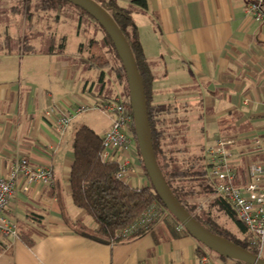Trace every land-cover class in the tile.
<instances>
[{
    "label": "crops",
    "instance_id": "1",
    "mask_svg": "<svg viewBox=\"0 0 264 264\" xmlns=\"http://www.w3.org/2000/svg\"><path fill=\"white\" fill-rule=\"evenodd\" d=\"M113 1L128 8L135 0ZM145 2L144 11L132 7V19L153 74L151 105L181 119L176 125L189 115L197 120L202 133L198 154H205L216 138L233 139L230 163L243 179L249 164L264 165V150L252 148L254 138L264 148V22L246 16L248 0ZM20 29L14 46L18 28L6 26L0 33V177L25 158L32 166L50 167L54 185L34 184L23 193L24 183H18L9 213L18 237L9 243L0 240V264H197L201 256L210 259L204 251L198 256L197 243L166 216L143 236L118 244L78 234L77 223L94 230L72 205L68 186L73 138L68 129L79 115L58 136L43 114L51 106L64 114L79 103L94 105L105 95V77L99 83V73L84 64L81 44L68 53L66 41L62 55L31 54L32 49L50 50V45L43 49L45 33ZM61 38L67 40L64 32ZM107 117L81 125L104 136L111 125ZM130 156L126 182L134 188L148 186L134 146ZM21 238H29L31 245Z\"/></svg>",
    "mask_w": 264,
    "mask_h": 264
},
{
    "label": "trees",
    "instance_id": "2",
    "mask_svg": "<svg viewBox=\"0 0 264 264\" xmlns=\"http://www.w3.org/2000/svg\"><path fill=\"white\" fill-rule=\"evenodd\" d=\"M93 1L109 14L131 50L144 87L155 159L171 193L187 213L210 233L225 238L255 255V251L250 246V234L236 218L228 202L218 195V184L211 181L207 176L208 166L205 154L192 153L181 143L177 144L175 138L168 134L171 128L181 122V119L172 118L164 113L162 108L151 105L150 88L153 82V74L151 66L144 56L137 29L132 19V7L144 11L146 9L145 0H135L128 8L119 7L113 0ZM22 6L29 28L32 27L34 18L40 17L41 14H53L55 15L54 21L58 22L60 14L65 10L73 11L77 15L76 19L74 18L78 24L76 33L84 18L93 23L102 32L103 37L100 41L91 39L88 42L86 45L87 56L83 59V62L89 70L99 73V83L104 80V71L110 69L115 82L123 88L124 98L128 100L127 84L121 63L115 54L111 41L92 18L84 11L61 0H22ZM21 9V3L19 2V10ZM11 11L17 12L18 10L12 9ZM23 42L27 49H32L28 39ZM49 45V51L32 49L30 53L62 55L65 51L66 40L65 38L51 39ZM81 49L82 46L79 47V50ZM111 56H114V62L111 61ZM131 135L134 147L138 152L133 125ZM102 141L103 136L96 134L87 126L79 125L77 127L70 145L72 165L68 173V186L72 205L82 211L94 226V230L90 232L83 227L82 223H77L78 234L95 242L111 245L124 242L118 237L119 232L132 225L152 205H157L164 211L157 222L170 214L165 210L150 183L146 187L134 188L128 185L127 182L116 178L118 163L115 160L106 163L100 159ZM139 161L142 172L148 180L140 156ZM207 203L208 209L205 210L203 206ZM212 208L224 214L234 224L238 233L237 236L229 234L214 221L210 212ZM174 222L180 226L177 221L174 220ZM152 226L131 239L143 236ZM181 230L189 236L182 228ZM21 240L27 245L32 243L29 238H21ZM197 245L199 247L197 254L200 256L204 249L200 244L197 243ZM219 259L228 261L221 257ZM260 259L264 261V256ZM233 262L244 264L237 261Z\"/></svg>",
    "mask_w": 264,
    "mask_h": 264
},
{
    "label": "built area",
    "instance_id": "3",
    "mask_svg": "<svg viewBox=\"0 0 264 264\" xmlns=\"http://www.w3.org/2000/svg\"><path fill=\"white\" fill-rule=\"evenodd\" d=\"M245 14L255 22H264V0H248ZM98 110L111 119L109 130L102 141V162L116 161L118 172L116 178L126 182L127 169L131 162V150L134 146L131 135L133 118L129 101L124 97L114 101H96L94 105L79 103L73 112L57 114V108L50 107L43 117L54 126L58 136H62L71 120L85 112ZM233 139L216 138L214 144L205 151L207 176L218 184L217 192L230 205L236 218L242 223L251 236L250 246L258 258L264 256V165L249 164L244 177L230 163L229 147ZM253 149L264 150L261 142L254 138ZM264 156V151H263ZM24 183L22 192L27 193L31 185L51 188L54 178L50 167L32 166L25 158H21L12 168L7 177H0V240L11 242L17 239L18 229L9 218L10 206L18 187ZM164 214L157 205L149 207L132 225L121 230L118 237L123 241L147 230ZM197 264H214L206 256H201Z\"/></svg>",
    "mask_w": 264,
    "mask_h": 264
},
{
    "label": "water",
    "instance_id": "4",
    "mask_svg": "<svg viewBox=\"0 0 264 264\" xmlns=\"http://www.w3.org/2000/svg\"><path fill=\"white\" fill-rule=\"evenodd\" d=\"M61 1L84 11L98 24L112 43L115 54L125 74L129 108L133 118V129L140 160L148 181L165 210L196 243L218 257L244 264H264V261L256 255L251 254L225 238L210 233L193 219L175 199L155 159L148 123L144 87L125 38L109 14L93 0Z\"/></svg>",
    "mask_w": 264,
    "mask_h": 264
},
{
    "label": "rangeland",
    "instance_id": "5",
    "mask_svg": "<svg viewBox=\"0 0 264 264\" xmlns=\"http://www.w3.org/2000/svg\"><path fill=\"white\" fill-rule=\"evenodd\" d=\"M19 2L21 3V10H19ZM34 5V4H33ZM12 9H17V12H12ZM67 14V15H66ZM60 19L56 23L54 22L55 15H43L41 14L40 19L35 22L33 20L32 28H34L35 32L45 33L41 35V38L44 40L45 45L43 46L44 50L49 49V42L51 39L57 37V40L61 38V33L64 32L67 38V52H71V50L76 49L79 44H81L82 48L85 49V53L87 56V44L91 39H96L100 41L103 37V34L98 28L91 23L86 18L83 19V23L79 25V30L76 33V28L78 24L74 20L76 19V14L73 11H63L60 14ZM70 17V18H69ZM87 22V24H86ZM90 23V24H88ZM50 25V29L47 30V25ZM13 26L18 28L17 34L12 36V44L13 46L17 44L19 38L21 37V29L20 28H28L27 19L24 17V9L22 6V0H2L0 1V33L4 31V27ZM20 29V30H19ZM53 29V31H52ZM42 31V32H41ZM54 35H49V34ZM56 39V38H55ZM69 56V55H68ZM69 60V58H67ZM114 56H111V61L114 62ZM105 74V95L102 96L100 100L97 101H114L115 98L120 99L124 97V91L121 86H119L114 79L112 71L110 69L104 71ZM107 115L103 114L100 111H88L78 116V118L69 126L68 133L69 137L72 138L73 133L77 129L79 125L84 123L86 119L90 121L93 120H102L106 121ZM102 124V123H100ZM200 124H198L197 120L193 119V116L189 115L186 122H182L178 125H175L168 131L169 135H172L177 144L181 143V145L185 147H192L193 149L189 150L192 153L198 154L200 150H198L201 145V132H200ZM100 134V132H98ZM128 185L129 182H127ZM131 186V185H130ZM205 210L208 209V203L203 206ZM211 216L214 221L222 228H224L229 234L237 236V230L234 224L222 213H219L214 208L210 209ZM168 222H174V219L169 215L166 217ZM201 246V245H200ZM205 253L210 257L212 261L217 263L219 257L205 249L201 246Z\"/></svg>",
    "mask_w": 264,
    "mask_h": 264
}]
</instances>
